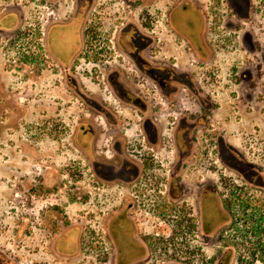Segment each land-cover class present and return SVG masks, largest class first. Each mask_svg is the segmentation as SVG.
I'll return each mask as SVG.
<instances>
[{
  "label": "flooded vegetation",
  "instance_id": "af4514ba",
  "mask_svg": "<svg viewBox=\"0 0 264 264\" xmlns=\"http://www.w3.org/2000/svg\"><path fill=\"white\" fill-rule=\"evenodd\" d=\"M262 23L264 0H0V115L73 106L79 158L74 181L51 155L3 181L0 264H264V154L234 144L213 67L258 60L231 81L264 123Z\"/></svg>",
  "mask_w": 264,
  "mask_h": 264
},
{
  "label": "rangeland",
  "instance_id": "374dc122",
  "mask_svg": "<svg viewBox=\"0 0 264 264\" xmlns=\"http://www.w3.org/2000/svg\"><path fill=\"white\" fill-rule=\"evenodd\" d=\"M260 36L262 44H264V23L261 24ZM13 51V48L10 49ZM230 54L227 57H219L213 63V67L218 69L219 74L215 76L216 81V99L222 105L221 114L228 116V128L234 138V144L238 147H243L245 144L250 149L256 150L264 154V123H261L259 116H248L244 120L242 116L237 114L234 107V101L238 99V84L237 81H231V74L235 73L244 66V63L257 65L258 60L243 59L241 55L244 51L239 43L230 47ZM3 51L0 49V57L2 59ZM242 53V54H241ZM12 73H7L13 77ZM46 108H44L45 110ZM67 109L61 107L50 108L49 113L36 112V108L31 106L25 107L24 111L17 110L15 106L7 107L0 118V244L9 243L14 246V235L8 227L13 223L8 210L9 205L5 202L4 193L5 186L3 181L9 183L10 176L16 168L22 166L24 169H29L34 165L35 159L41 156L48 157L53 160L54 165L59 169H70V180L78 179L73 174L77 171L78 156L76 154L64 152L63 146L65 125L69 114L73 113L74 107ZM33 111V113H32ZM24 115L27 121L19 122L18 116ZM45 115V116H44ZM49 119L51 122H44ZM245 124V127H244ZM48 129H47V128ZM43 129V130H42ZM42 130V131H40ZM33 132L48 133L47 140H39L36 142L30 141ZM34 143L32 146L38 148V152L29 149V143ZM37 153H39L38 156ZM26 154H31L29 159ZM264 157V156H263ZM8 244V245H9ZM11 245L9 247H11Z\"/></svg>",
  "mask_w": 264,
  "mask_h": 264
},
{
  "label": "crops",
  "instance_id": "0c3cea01",
  "mask_svg": "<svg viewBox=\"0 0 264 264\" xmlns=\"http://www.w3.org/2000/svg\"><path fill=\"white\" fill-rule=\"evenodd\" d=\"M1 66V65H0Z\"/></svg>",
  "mask_w": 264,
  "mask_h": 264
}]
</instances>
